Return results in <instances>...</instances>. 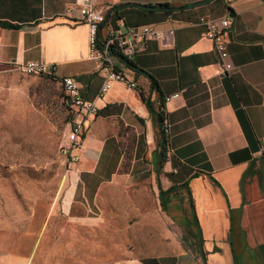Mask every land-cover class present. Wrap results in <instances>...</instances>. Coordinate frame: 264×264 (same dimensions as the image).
Segmentation results:
<instances>
[{
    "label": "crops",
    "instance_id": "obj_1",
    "mask_svg": "<svg viewBox=\"0 0 264 264\" xmlns=\"http://www.w3.org/2000/svg\"><path fill=\"white\" fill-rule=\"evenodd\" d=\"M75 1L0 0V71L27 61L54 66L57 78L72 77L98 109L81 118L86 129L70 171L75 185L62 210L80 199L98 208L106 183L121 176L136 183L153 171L148 177L157 206L191 247L171 257L133 256L116 264H264V157L253 156L264 140V0H95L106 9L101 35L142 26L165 32L131 61L111 55L136 88L112 83L102 98L103 78L88 59L87 27ZM227 14L233 69L222 75L198 21ZM176 93L178 99L164 102ZM141 95L154 110H164L169 148L163 147L161 162L162 135ZM127 147L132 166L121 172ZM4 264L25 261L13 256Z\"/></svg>",
    "mask_w": 264,
    "mask_h": 264
},
{
    "label": "rangeland",
    "instance_id": "obj_2",
    "mask_svg": "<svg viewBox=\"0 0 264 264\" xmlns=\"http://www.w3.org/2000/svg\"><path fill=\"white\" fill-rule=\"evenodd\" d=\"M70 120L58 81L0 71V264L13 256L25 264H116L187 251V235L157 206L153 171L136 183H106L98 208L80 199L62 210L75 185L60 153ZM132 155L127 147L121 172Z\"/></svg>",
    "mask_w": 264,
    "mask_h": 264
},
{
    "label": "built area",
    "instance_id": "obj_3",
    "mask_svg": "<svg viewBox=\"0 0 264 264\" xmlns=\"http://www.w3.org/2000/svg\"><path fill=\"white\" fill-rule=\"evenodd\" d=\"M74 5L79 15V21L87 27L88 59L96 63L97 70L103 78L98 96L102 98L112 83H120L128 89H135L136 84L127 80L115 68L111 55L115 54L125 61H131L147 41H158L164 37L165 32L151 26H142L127 28L125 31L109 30L101 35L100 32L106 21V9L99 7L95 0H76ZM198 24L204 29L206 38L212 42L218 54L221 74L229 75L233 65L227 51L225 36L231 27L230 15L227 14L219 20L201 17ZM168 33L172 34V31L169 30ZM12 70L24 76H44L59 82L64 93L65 104L71 114L66 144L61 148L60 153L65 162L72 167L78 161V157L73 154V149L79 145L86 129L81 118L96 115L97 107L81 96L78 84L72 77L57 78L54 66L45 65L38 61H27L21 64L14 63ZM178 98L179 93H176L164 97V102ZM162 129L165 137L164 146L169 148V130L166 120L163 122ZM253 156L256 158L264 157V140L258 144L257 151Z\"/></svg>",
    "mask_w": 264,
    "mask_h": 264
},
{
    "label": "trees",
    "instance_id": "obj_4",
    "mask_svg": "<svg viewBox=\"0 0 264 264\" xmlns=\"http://www.w3.org/2000/svg\"><path fill=\"white\" fill-rule=\"evenodd\" d=\"M160 8L169 9L166 5H161ZM2 25L5 26V27H8V28H12V29L17 28L16 26L11 25V24H2ZM53 80H55V79H53ZM141 99L144 102V104H145L147 110L149 111V113L152 115L154 120H156V122L158 124L159 133L162 135L161 137H162L163 144L160 145V143H159V146L162 147V151L159 154L160 155L159 162H161L164 159V149H163V147H164V144H165V137L163 135V129H162L163 122L165 121L164 110H163L162 105H158L157 108L154 110L152 103H150L147 98L143 97V95H141ZM70 119H71V114H70ZM172 190L173 189L168 190L167 192L171 193ZM161 195H163V192L160 191V196ZM189 204H190V207L193 208L192 207V202H191V199H190V195H189ZM160 206H161V209L163 210L164 209V203H163L162 200L160 201Z\"/></svg>",
    "mask_w": 264,
    "mask_h": 264
},
{
    "label": "water",
    "instance_id": "obj_5",
    "mask_svg": "<svg viewBox=\"0 0 264 264\" xmlns=\"http://www.w3.org/2000/svg\"><path fill=\"white\" fill-rule=\"evenodd\" d=\"M142 8H144V9H149V7H142Z\"/></svg>",
    "mask_w": 264,
    "mask_h": 264
}]
</instances>
